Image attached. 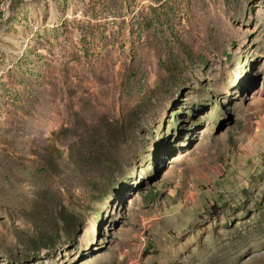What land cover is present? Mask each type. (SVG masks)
<instances>
[{"label":"rangeland","instance_id":"374dc122","mask_svg":"<svg viewBox=\"0 0 264 264\" xmlns=\"http://www.w3.org/2000/svg\"><path fill=\"white\" fill-rule=\"evenodd\" d=\"M0 264H264V0H0Z\"/></svg>","mask_w":264,"mask_h":264}]
</instances>
